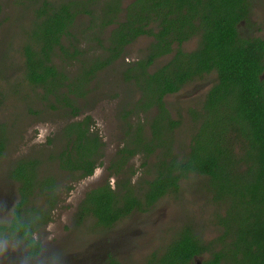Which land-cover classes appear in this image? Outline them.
I'll return each mask as SVG.
<instances>
[{
  "label": "trees",
  "instance_id": "obj_1",
  "mask_svg": "<svg viewBox=\"0 0 264 264\" xmlns=\"http://www.w3.org/2000/svg\"><path fill=\"white\" fill-rule=\"evenodd\" d=\"M16 2L24 11L29 8L30 18L22 24V13L14 14L8 20L19 23L20 31H11L6 45L2 36L0 39V115L9 106L17 110L10 115L9 125L0 122V168L7 170L12 187L6 197L14 201L9 217L0 219V241L21 244L26 257L38 256L42 247L34 234L52 222L62 189L68 192L94 173L104 156L105 143L91 116L77 117L83 108L81 101L88 100V85L111 68L113 80L120 77L118 82H132L131 89L138 90L140 95L132 108L139 111L136 116L153 113L143 126L131 127L127 119L132 110L120 112L126 138L106 169L116 178L114 187L107 182L88 191L74 214V225L90 223L94 228L112 229L133 213L148 212L167 196L179 199L182 185L190 180L196 196L203 189L212 202L227 203L225 209L220 207L222 213L214 216L222 228L220 246L203 242L192 223L182 222L169 242L160 252L150 254L145 264H191L192 258L203 252L209 254L204 264H264L262 56L250 51L248 41L244 47L234 39V24L239 19L234 10L223 6L222 0H134L120 18L121 0ZM90 7L100 8L93 14ZM223 9L228 10L217 17L216 12ZM2 12L0 1V17ZM83 14L91 16L88 28L73 31L76 19ZM198 17L209 28L204 33V46L186 54L178 48L170 62L154 68L155 60L167 53L171 44L186 40L190 29L184 25H192L191 19ZM154 19L161 27L154 36L157 43H150L144 56L125 63L127 48L141 36L150 35L148 27ZM109 26L114 28L106 36ZM90 33L89 40L100 45L94 56L89 54L96 52V47H77L78 37ZM261 46L259 43L257 48ZM68 66L76 67L75 72ZM203 75L214 78V85L201 109L187 104L189 126H184L180 105H172L176 114L179 112L171 117L166 96L179 93L186 81ZM25 112L35 117L55 116L61 125L54 139L47 138L46 152L9 163L8 146L18 136L13 126ZM179 132L188 135V146L176 154L173 138ZM176 143L180 147L181 139ZM156 153L157 161L151 169L146 168V160ZM136 155L143 160L139 168L143 177L134 178L136 171L129 165ZM111 250L101 251L107 256L101 264H121ZM102 255L94 261L100 263Z\"/></svg>",
  "mask_w": 264,
  "mask_h": 264
},
{
  "label": "rangeland",
  "instance_id": "obj_2",
  "mask_svg": "<svg viewBox=\"0 0 264 264\" xmlns=\"http://www.w3.org/2000/svg\"><path fill=\"white\" fill-rule=\"evenodd\" d=\"M0 1L3 5V12L0 17V39L2 36V42H8L9 38H12L13 35L11 31H20L19 23L15 25V22L10 23L8 19L14 14L21 12L23 16L22 24H26L30 18V10L28 8V12L24 11L22 4L16 2V0ZM87 24L88 18L86 14H83L76 19L75 26L72 29L73 31H80L83 28L86 30L88 28ZM10 25H12V28L7 30ZM90 37H92L91 33L85 37L79 36L77 47L82 50H87L89 49L88 47H96V52L89 54L90 56H94L99 53L100 45L97 46V42L94 39L89 40ZM6 42L4 43L5 45L7 44ZM147 42L148 40H140L129 47L128 55L124 62H133L144 56ZM17 56L19 55L17 54ZM16 58L15 60L18 64L19 60ZM55 62L63 66L62 61L58 59H55ZM164 63L165 61L158 62L154 68H159ZM75 68L68 66V70L71 72H75ZM113 75L115 73H111V68H108L91 81L88 85V100L81 101L83 108L80 116L77 117L79 119L88 115L94 120L96 130L105 143L104 156L100 160L101 165L99 163L91 177L74 184L70 191L66 192L62 189L60 194L61 202L53 212L52 222L34 234V239L41 243L42 251L38 256L31 258V264H101L105 258L100 263H96L94 258L100 257L102 255L101 251L105 253L107 248L112 249L110 253L121 264H145L146 258L150 254L160 252L162 247L169 242L182 222L192 223L195 231L207 242L212 241L220 233L212 226V214L214 212L211 209H202L201 212V205H197L194 199H191L192 205L186 206L184 204V198L188 197L186 196L188 193L189 197H196L195 190L192 188L194 185L190 180L184 182L182 185L179 199L167 196L165 199L157 202L148 212L133 213L112 229L103 230L102 228H94L90 223H83L80 227L74 225L73 217L76 205L86 191L101 185L107 179V176L103 173L104 167L106 164L108 165L112 162L115 152L124 145L126 137L124 130H122L124 123L119 120L120 112L123 109L132 110V114L127 119V123L131 127L137 125L143 126L147 117L153 113V110H151L148 113H141L137 117L136 113L139 111H135L132 108L135 105L133 101L139 98L140 94L138 90L131 89L130 85H133L132 82L129 84L122 80L118 82L117 80L120 77L113 80L115 77ZM200 94L199 91L195 90L192 93L189 92L187 95L188 102L196 105L200 101ZM167 101L169 102V99ZM180 103L179 99H170L168 103L170 107L168 109L173 110L172 105H180ZM16 113L17 110H14L11 106L7 107L6 111H3L2 115H0V122L9 125L11 123L10 115L13 116ZM56 121L55 116L53 118H48V115L35 117L27 112L23 116H20L13 126L14 130L18 133L17 139L8 146L7 158H9V163L18 158L29 157L31 155L38 157L41 151L46 152L48 149L45 147L47 138L54 139L61 125L59 122L57 124ZM183 123L185 126L188 121L184 120ZM187 126H189V123ZM144 132L149 137V130L146 126L144 127ZM185 132L187 133V131ZM183 135L186 137L183 138ZM188 138V135L184 134V132L174 135L173 151L176 154L182 152L183 146H188ZM180 139L183 145L180 143L179 147L176 141H180ZM156 156L157 153L146 160V168L151 169L152 165L157 161ZM142 161L141 156L136 155L129 164L136 171L134 178L144 176L138 167ZM6 173L7 170L0 168L1 220L9 217L10 211L8 209L14 203L13 198L6 197L12 188L6 178ZM55 174L59 176L57 171ZM146 176L149 177L150 174L146 173ZM62 180L66 183L63 174ZM115 181L116 179L110 176L106 180L112 187H114ZM2 201L6 202L5 206L1 205ZM104 255L106 254L102 256ZM205 256L209 257V254ZM24 257L25 250L21 244L14 241H0V264H22ZM44 258L49 259L46 260ZM192 262L191 264H193Z\"/></svg>",
  "mask_w": 264,
  "mask_h": 264
},
{
  "label": "flooded vegetation",
  "instance_id": "obj_3",
  "mask_svg": "<svg viewBox=\"0 0 264 264\" xmlns=\"http://www.w3.org/2000/svg\"><path fill=\"white\" fill-rule=\"evenodd\" d=\"M133 1L134 0H121L120 8L123 9V11H121V13H119L120 18L124 17V15L126 13V10H125L126 7ZM222 3H223V6H228L229 9H233L235 12V15L239 17L238 21L234 24V32L236 33V36H234V39L237 41H241V43H243L244 45L241 43H240V45H243L244 47L245 46L247 47V45L244 42L248 41L249 44H252V47H250V51L256 52L258 55L262 56L261 62H262L263 67H262V73L259 75V79L261 81H264V0H222ZM92 8H94L93 14H95L100 7H98V9L96 7H90V9H92ZM227 10L228 9H223V10H219L218 12H216L217 17L224 14ZM182 12L184 14H186L187 10L182 9ZM86 16H87L88 20L91 19V16H89V15H86ZM168 18L171 19L172 17L169 16ZM191 20H192V22H191L192 25H188V24L184 25L185 29H188V30L190 29L188 31V33L185 35V36H187L186 40H182L180 44H178V43L171 44L169 51L167 53H163L162 55L158 56V58L155 60V62L158 63L161 61H165L164 64L170 62L171 59L173 58V56L175 55V53L177 52L178 48L181 49L183 54H186V53H193L199 47L204 46V33L209 28L204 26L203 20L200 19L199 17L193 18ZM112 28H114V27L109 26L107 28L106 36L109 34V32L112 30ZM148 28L151 32L150 35L149 36H141L134 43H132L130 45V47L133 46L134 44H136L140 40H148L147 44L145 45L146 46L145 50L147 49V47L150 43H153V44L157 43V40L155 39L154 36L159 34L161 27L158 26V22L154 19L153 21H151ZM164 38H165V36H164ZM259 43L262 46L258 49L257 46L259 45ZM236 44H237V42H236ZM161 45H163V44H161ZM253 45H255L256 47ZM128 50H129V47L127 48V52H128ZM145 54H146V51H145ZM181 67H184V66L181 65ZM213 85H214V78L210 80L207 75L206 76L203 75V77L200 79L188 81V83L186 81L183 84V89L180 90L179 93L174 94V95H167L166 99L167 100L169 99V102H170V99H174V98L179 99L181 102L180 103V108H181L180 114L181 115H179V117L187 120L189 117L188 105H187L189 103L188 99H187L188 93L189 92L192 93V92H194V90L199 91V93H201L199 95L200 101L197 102L196 105L194 103L191 104V106H192L191 108H194V109L200 108L201 109V105L203 106V104L205 103L207 93H208V91H210V89L213 87ZM178 112L176 114V112H174L173 110L168 109V113L171 117H176L178 115ZM109 165L110 164L105 165L103 173H105V175L107 176V179L109 178V176L111 178H115L114 176L110 175L108 173V171L106 170ZM140 165L138 166L139 168H140ZM244 170H246V169L244 168ZM91 176H89V177H91ZM89 177H87V178H89ZM87 178H85V179H87ZM106 180L103 182L104 184L107 183ZM103 183L101 185H104ZM101 185H98V186H101ZM98 186H95V187L91 188L90 190H92ZM90 190H88V191H90ZM88 191H86L84 193V195L80 199L79 203L84 199L85 194ZM198 193L199 194L196 197H189V193H188L186 195L188 197L184 198L185 204L186 205H192L191 199H194V201L197 205L198 204L201 205V208H200L201 212H202V209L203 210L204 209H206V210L211 209L214 212L212 214V217H213L212 218L213 219V221H212L213 225L212 226L215 227V229H217L220 233L215 238L212 239V242H213V245L220 246L219 239H220V236L222 234V231H221L222 228H221V226L216 224V222L214 220V216L216 213H222L221 212L222 209L220 210V207L223 206V208L225 209L227 203L221 202V200L217 201V202H212V198L210 196H208L203 191V189L200 190ZM79 203L75 207V212L77 210ZM13 205H14V203L12 204L11 208L8 209L10 212H11ZM203 213H204V211H203ZM181 227H182L181 225L178 226L179 229ZM192 227L195 228L194 226H192ZM202 240H203V242H207L203 238H202ZM218 249L219 248H217V250ZM205 255H207V253L203 252L200 256H194L192 258V261H193L192 263L195 264V262L197 260V261H200L201 264H204V262L209 258L208 256H207L208 257L207 258ZM104 258L106 259L107 256L104 255L103 259Z\"/></svg>",
  "mask_w": 264,
  "mask_h": 264
},
{
  "label": "clouds",
  "instance_id": "obj_4",
  "mask_svg": "<svg viewBox=\"0 0 264 264\" xmlns=\"http://www.w3.org/2000/svg\"><path fill=\"white\" fill-rule=\"evenodd\" d=\"M44 259H49V258H44ZM22 264H31V258L30 257H24L22 260Z\"/></svg>",
  "mask_w": 264,
  "mask_h": 264
},
{
  "label": "water",
  "instance_id": "obj_5",
  "mask_svg": "<svg viewBox=\"0 0 264 264\" xmlns=\"http://www.w3.org/2000/svg\"><path fill=\"white\" fill-rule=\"evenodd\" d=\"M195 264H201V263H200V261H197V260H196Z\"/></svg>",
  "mask_w": 264,
  "mask_h": 264
}]
</instances>
